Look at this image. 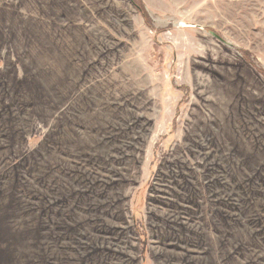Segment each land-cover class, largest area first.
Masks as SVG:
<instances>
[{"label": "rangeland", "instance_id": "obj_1", "mask_svg": "<svg viewBox=\"0 0 264 264\" xmlns=\"http://www.w3.org/2000/svg\"><path fill=\"white\" fill-rule=\"evenodd\" d=\"M135 1L0 0V264H264V0Z\"/></svg>", "mask_w": 264, "mask_h": 264}, {"label": "trees", "instance_id": "obj_2", "mask_svg": "<svg viewBox=\"0 0 264 264\" xmlns=\"http://www.w3.org/2000/svg\"><path fill=\"white\" fill-rule=\"evenodd\" d=\"M131 1L136 6V8L140 12V14L145 18V13H144L142 7L139 4H137V2L135 0H131Z\"/></svg>", "mask_w": 264, "mask_h": 264}, {"label": "water", "instance_id": "obj_3", "mask_svg": "<svg viewBox=\"0 0 264 264\" xmlns=\"http://www.w3.org/2000/svg\"><path fill=\"white\" fill-rule=\"evenodd\" d=\"M181 25H186V24L182 23ZM209 33H210L211 35H213L214 37H216L217 39H219V40L222 41L221 37H220L216 32H214V31H212V30H209Z\"/></svg>", "mask_w": 264, "mask_h": 264}]
</instances>
